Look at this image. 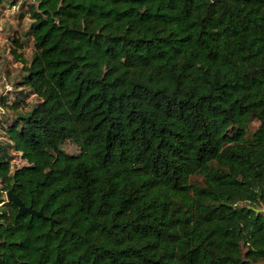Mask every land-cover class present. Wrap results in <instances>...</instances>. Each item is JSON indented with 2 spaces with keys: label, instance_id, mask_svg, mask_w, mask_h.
<instances>
[{
  "label": "trees",
  "instance_id": "16d2710c",
  "mask_svg": "<svg viewBox=\"0 0 264 264\" xmlns=\"http://www.w3.org/2000/svg\"><path fill=\"white\" fill-rule=\"evenodd\" d=\"M35 2L0 264H264V0Z\"/></svg>",
  "mask_w": 264,
  "mask_h": 264
},
{
  "label": "rangeland",
  "instance_id": "374dc122",
  "mask_svg": "<svg viewBox=\"0 0 264 264\" xmlns=\"http://www.w3.org/2000/svg\"><path fill=\"white\" fill-rule=\"evenodd\" d=\"M13 1L16 2L13 5ZM36 3L35 0H5L0 3V142L6 143L4 130L19 115H26L37 103L36 96L21 85L25 75L23 64L14 57L12 50L14 44L12 39L19 37L24 49L23 57L30 61L33 54V43L28 35L32 20L27 13L28 4ZM1 100H4L2 103ZM20 102V108L15 109L13 105ZM258 123L254 122L252 129L257 128ZM63 150L70 155L78 154V148L70 142L63 146ZM13 168L26 165L20 154L10 151ZM239 244L242 254L246 252V243L239 235Z\"/></svg>",
  "mask_w": 264,
  "mask_h": 264
},
{
  "label": "water",
  "instance_id": "95a60500",
  "mask_svg": "<svg viewBox=\"0 0 264 264\" xmlns=\"http://www.w3.org/2000/svg\"><path fill=\"white\" fill-rule=\"evenodd\" d=\"M7 202L14 203L18 208L17 217L24 216L26 214H31L35 216H43L41 211H37L32 207L26 206L18 196L14 194L12 190L6 192Z\"/></svg>",
  "mask_w": 264,
  "mask_h": 264
},
{
  "label": "built area",
  "instance_id": "2783aa9c",
  "mask_svg": "<svg viewBox=\"0 0 264 264\" xmlns=\"http://www.w3.org/2000/svg\"><path fill=\"white\" fill-rule=\"evenodd\" d=\"M5 202H7L6 193L2 194L0 192V210L3 207Z\"/></svg>",
  "mask_w": 264,
  "mask_h": 264
}]
</instances>
